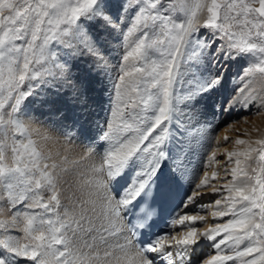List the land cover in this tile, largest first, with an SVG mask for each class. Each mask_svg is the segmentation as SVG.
<instances>
[{"label": "snow or ice", "instance_id": "snow-or-ice-1", "mask_svg": "<svg viewBox=\"0 0 264 264\" xmlns=\"http://www.w3.org/2000/svg\"><path fill=\"white\" fill-rule=\"evenodd\" d=\"M167 7L164 0H0V264H264V140L228 154L236 159L227 195L210 185L211 216L230 217L214 228L196 226L205 219L197 209L209 176L203 157L196 165L190 159L216 113L264 112V87H234L211 121L196 109L223 87L222 61L247 63L258 53L230 83L253 73L264 79V0L197 3L184 22L161 15ZM148 21L159 22L166 41L149 43L144 33L124 51L133 29ZM165 43L149 61L146 50ZM117 49L124 63L116 64L115 100L110 94L107 120L93 136L89 84L74 69L88 57L92 70L107 75ZM209 57L218 73L206 71ZM25 124L51 146L47 152L8 135ZM165 220L170 231L155 234ZM176 225L186 230L172 235ZM206 249L215 252L210 259Z\"/></svg>", "mask_w": 264, "mask_h": 264}, {"label": "rangeland", "instance_id": "rangeland-1", "mask_svg": "<svg viewBox=\"0 0 264 264\" xmlns=\"http://www.w3.org/2000/svg\"><path fill=\"white\" fill-rule=\"evenodd\" d=\"M164 2L168 3V7L160 10L161 15H170V18L172 19L173 22H176V17H179L181 22L185 21L186 0H164ZM209 3H210V0H209ZM205 16H206V13H205ZM201 24L202 22L197 26H200ZM148 25H149L148 28L140 27V28L133 29L132 33L128 36V39L125 41V48L123 49L124 51L130 49L131 46H134V43L136 42L137 38L141 37L144 33H146L147 36L149 37V41H148L149 43H151V41L156 40V39L166 41V38L163 35L162 27L159 25L158 21L155 27L152 26L151 21H148ZM22 43L23 42L21 41H17L18 45L22 46ZM165 46H166V43L164 45H153L152 47L148 48L145 52V55L148 58V60L150 61L152 59H157L159 57V50ZM121 51L122 50L120 49L113 51L112 57H111V63L107 69V73H108L107 75L103 71L101 73H97L94 70H92L89 67V65L91 64V60L88 57H82L74 69L75 71L74 75H76L79 79L84 80L89 84V102L92 104V108L94 110V116H93L94 121L92 124V128L93 129L95 128V130L97 129L100 130L97 127V124H100V123L103 124L107 120L108 111L110 107V101H109L110 94L112 95L113 103L115 100V93H114V90L112 89V82L116 79L117 72H118V69L116 68V64L124 63L121 57ZM187 54L190 55L191 53L189 52ZM259 55L260 54L258 53L250 54V58L247 61V63H245L243 59L237 60V61H222L221 62L222 64L227 65V72L225 73L223 87H221L218 90H214L211 94L206 95L201 100L196 101V109L198 112H203V118L211 121L213 119V114L215 113L216 105L226 103L228 100V97L234 91V87H237V88L243 87L247 89L246 87L248 86V84L250 83L251 85L252 83L255 82V80H258L259 82V89L264 87V79L260 77L259 73H253L251 75L246 76L244 78L243 83L240 80H235L234 82L230 83L231 77H236L238 73H241L242 67H247L254 63H257L259 61ZM207 63H208V67L206 71L208 72L215 71L218 73L221 70V69L212 68L210 57ZM34 67L39 69L40 65H34ZM216 115L219 116V119L214 122L211 129L209 128L201 129L200 136L202 137L198 135L199 138L197 137L196 144H195L197 152L191 157L192 159L195 160L196 164H199L201 161V158L203 157L205 166L207 165V167L209 166V168L214 167V171H216L217 169L215 167V164L213 163L216 161L217 158L215 157L211 159H208V158L212 157V156H209L210 155L209 151H211V148L216 146V138H217L218 132L221 129H225L227 132H232L235 127H243L245 132L243 134H240L239 137L249 138L248 130L253 127V122L259 119V116L262 115V112L257 114L255 109H252L251 111L246 110L245 113H242L241 110H233L232 115H230L229 119L224 122L223 121L221 122V118L225 115V113L223 114L216 113ZM260 119L261 121L263 120L261 116H260ZM25 127H27V131H25ZM98 130L96 131V133L100 132ZM8 135L11 136L13 140L21 141L23 143H27L29 139H32L36 142V144L40 147V149L44 151L41 148V144H38L40 143L38 142L39 138L31 132V127H28L26 124L24 125V127L13 129L12 131L8 133ZM260 140H264V136ZM209 142H211L210 148L208 147ZM222 144L223 145L231 144V138L225 139L220 145ZM246 144H249V146H251L249 141L246 142ZM257 145L258 144L254 145L253 148L260 147V145L258 146ZM236 146L240 147L243 145L236 144ZM253 155H255V153ZM220 195L222 194L220 193ZM212 199L213 197L204 198V199L201 198L204 204V208L197 209V212H199L200 215L203 214L206 210H208V204L210 203ZM36 210H37L36 213H37V220H38L41 217H43L44 214L41 213L43 216L39 214L40 215L39 217L38 213L42 212V210L37 208L35 210L33 209L32 211H36ZM38 221L37 223L39 224Z\"/></svg>", "mask_w": 264, "mask_h": 264}, {"label": "bare ground", "instance_id": "bare-ground-1", "mask_svg": "<svg viewBox=\"0 0 264 264\" xmlns=\"http://www.w3.org/2000/svg\"><path fill=\"white\" fill-rule=\"evenodd\" d=\"M197 3L207 4V3H209V0H186V15H185V21L188 19V13L195 7V5ZM205 13H206V8H204L202 11H198L197 12V25H199L202 22V20L204 19ZM246 88H247L248 91L249 90L250 91L251 90L252 91L253 90H258L259 89V82H258V80H255V82L252 83L251 85L249 83ZM245 111L246 110H244V111L241 110L242 113H245ZM233 114H235V113H233ZM230 115H232V111L229 112V113H225V115L221 118V122L222 121L224 122V121L228 120ZM260 116L263 119L262 121L260 119ZM260 116H259V119L258 120H255L253 122V127L248 130V135H249L248 137L249 138H246V137L241 138V137H239L240 134H243L245 132L243 127H235L232 132H227L225 129H221L218 132L217 138L215 137L216 138V146H214L213 148H211V151L208 150L210 152L209 153L210 154L209 156H212V151L213 150H215V152H216L215 158H217V159H216V161L214 160L215 162L213 164H215V167H216L217 170L214 171V167L213 168H211V167L209 168V166L208 167H207V165L205 166L204 171H207L208 172V176H209V181H208L209 188H208V190H207L206 193H202L201 194V198L202 199L213 197V199L211 201H214L215 196H213L211 194L212 192H211V187H210V185H212V184H215L218 188H220V193L222 194L221 196L227 195V192L224 190L223 185L225 183H227V182H231L232 181V176H231L230 173H231V168L235 166V159H236V157H231L230 158L228 154L231 153V152H233V151L242 152L246 148H249V147L253 148V146L256 145L255 141L260 140L264 136V112H262V115H260ZM32 127H34V126H32ZM227 127H225V128H227ZM97 130H95V128L94 129L92 128V133L91 134L93 136L97 135L98 134V133H96ZM98 131H100V130H98ZM200 135L201 134H199V136ZM200 137H202V136H200ZM226 138H231V144H226V145H223L222 144V145H220ZM237 139H243V140H245V142H248L249 141V143L251 144V146H249V144H246L245 143L243 146L237 147L236 146V143H235V141ZM38 142H40L38 144H41V148L45 152H47L48 148L51 147L50 145H46L45 142L42 139H40V138L38 139ZM241 159H243V158L241 157ZM191 163L193 165H196L195 160L192 159V158H191ZM164 168H167V164L165 165ZM130 172L132 173L131 170H130ZM213 172L217 173V177H216L215 180L212 179V173ZM168 175H169V173H168ZM200 178H203V172L200 173ZM196 182H198V180ZM62 202L63 203H67V201H62ZM221 206L222 207L225 206V204H224L223 201H222ZM214 210H215L214 204L209 203L208 204V210H206L203 214H201V215H204L205 219L203 221H197L196 226L198 227V229H202L203 230V229H208V228H214L217 223L226 222L230 218L228 216L223 217V218H213L211 216V212L214 211ZM34 212L36 213L37 210L34 211ZM41 213L42 212H39L38 215L41 214ZM39 217H40V215H39ZM187 223L188 222H185L186 225H187ZM22 227H23V223H21V228ZM181 230H186V228L185 229H181V227H180L179 230H177L176 232H174V235H178ZM12 231L19 233V239H20V242L21 243H28L29 242V240L25 236V234L22 231H20L19 229H13ZM223 235H224L223 233L220 234V236H223ZM217 238L219 239L220 237H217ZM172 242H174V241H172ZM165 244H168V242L166 241ZM224 247H226V245ZM205 251L208 254L207 255V258L208 259L211 258V255L212 254H215L214 250H212V249H206ZM225 254H231V252H227ZM157 264H160V261L159 260L157 261ZM228 264H233V262H228Z\"/></svg>", "mask_w": 264, "mask_h": 264}]
</instances>
